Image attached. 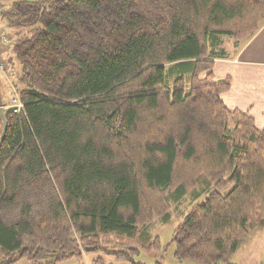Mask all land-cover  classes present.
<instances>
[{
    "label": "trees",
    "instance_id": "obj_1",
    "mask_svg": "<svg viewBox=\"0 0 264 264\" xmlns=\"http://www.w3.org/2000/svg\"><path fill=\"white\" fill-rule=\"evenodd\" d=\"M7 1L0 57L20 66L23 109L0 92L3 264L81 259L102 234L159 250L145 224L201 177L210 190L174 229L175 258L231 264L264 228V129L225 107L230 78L212 68L225 37L264 24V0Z\"/></svg>",
    "mask_w": 264,
    "mask_h": 264
},
{
    "label": "rangeland",
    "instance_id": "obj_2",
    "mask_svg": "<svg viewBox=\"0 0 264 264\" xmlns=\"http://www.w3.org/2000/svg\"><path fill=\"white\" fill-rule=\"evenodd\" d=\"M0 3H8V1L0 0ZM224 41L226 47L231 46L235 42L234 39L228 37H225ZM6 59L4 57V60H2L4 61V71L0 72V92L4 102L9 103L10 100L18 99L14 96V92H16L15 85L18 84L20 77V66L15 60L9 66L6 64ZM232 187L233 184H230L225 192H228ZM193 188L192 192H189L179 202L172 205L168 221L162 218H153L145 224L151 237V242L154 238L158 237L159 250L153 248L151 250L146 249L143 240L140 238L131 239L117 234H102L99 240L102 252L91 254L82 250L81 259L71 257L57 264H115L117 263V259L112 254L118 253L128 254L138 264H200L189 260H177L174 255L175 244L172 240L174 229L183 222L184 217L192 206L201 203L208 193V184L203 177L196 181ZM149 198L145 192L144 201ZM129 249H135L138 255L135 254V251L132 253ZM99 258L101 259L99 260ZM6 260V258L0 255V264L5 263ZM47 261L51 263L50 260H45L46 263ZM17 263L40 264L29 261L26 258L20 259ZM231 264H264V228L250 233V236L245 239L244 243L234 254Z\"/></svg>",
    "mask_w": 264,
    "mask_h": 264
},
{
    "label": "crops",
    "instance_id": "obj_3",
    "mask_svg": "<svg viewBox=\"0 0 264 264\" xmlns=\"http://www.w3.org/2000/svg\"><path fill=\"white\" fill-rule=\"evenodd\" d=\"M223 47L227 58L215 60L212 68L215 80L230 78L220 99L228 110L248 115L256 128L264 129V24L251 37L229 47L224 41Z\"/></svg>",
    "mask_w": 264,
    "mask_h": 264
},
{
    "label": "built area",
    "instance_id": "obj_4",
    "mask_svg": "<svg viewBox=\"0 0 264 264\" xmlns=\"http://www.w3.org/2000/svg\"><path fill=\"white\" fill-rule=\"evenodd\" d=\"M1 16H2V9L0 7V18H1ZM9 43H10L9 37L1 29V26H0V47H1V45H8ZM0 52H1V48H0ZM2 71H4V62L2 61V59L0 57V72H2ZM9 106H10V108H13V110L15 112H20L23 109V106L18 99H13Z\"/></svg>",
    "mask_w": 264,
    "mask_h": 264
},
{
    "label": "water",
    "instance_id": "obj_5",
    "mask_svg": "<svg viewBox=\"0 0 264 264\" xmlns=\"http://www.w3.org/2000/svg\"><path fill=\"white\" fill-rule=\"evenodd\" d=\"M0 116L3 119V126H2L1 135H0V147H1L4 135H5V130H6V122H5L4 116H3V107L1 105H0Z\"/></svg>",
    "mask_w": 264,
    "mask_h": 264
}]
</instances>
